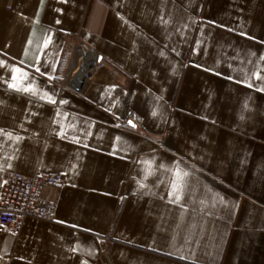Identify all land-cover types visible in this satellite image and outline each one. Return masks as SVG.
Segmentation results:
<instances>
[{
	"label": "crops",
	"instance_id": "obj_1",
	"mask_svg": "<svg viewBox=\"0 0 264 264\" xmlns=\"http://www.w3.org/2000/svg\"><path fill=\"white\" fill-rule=\"evenodd\" d=\"M37 170L0 264H264V0H0V192Z\"/></svg>",
	"mask_w": 264,
	"mask_h": 264
},
{
	"label": "built area",
	"instance_id": "obj_2",
	"mask_svg": "<svg viewBox=\"0 0 264 264\" xmlns=\"http://www.w3.org/2000/svg\"><path fill=\"white\" fill-rule=\"evenodd\" d=\"M68 47L72 60L78 49L87 50L77 38H71ZM96 66V61L85 62L81 71L79 70L80 74L88 75ZM123 125L127 124L124 122ZM62 186L61 175L51 174L45 170H37L31 177L11 172L5 173L0 192V234L17 235L25 218L51 222L56 202L48 197L47 190H58Z\"/></svg>",
	"mask_w": 264,
	"mask_h": 264
},
{
	"label": "bare ground",
	"instance_id": "obj_3",
	"mask_svg": "<svg viewBox=\"0 0 264 264\" xmlns=\"http://www.w3.org/2000/svg\"><path fill=\"white\" fill-rule=\"evenodd\" d=\"M90 52H88L86 49H78L76 54L73 57L74 66H73V71L76 73L79 71L81 68H83V64L85 62H94V59L90 57ZM86 70V68H85ZM72 71V70H71ZM81 71V70H80Z\"/></svg>",
	"mask_w": 264,
	"mask_h": 264
},
{
	"label": "snow or ice",
	"instance_id": "obj_4",
	"mask_svg": "<svg viewBox=\"0 0 264 264\" xmlns=\"http://www.w3.org/2000/svg\"><path fill=\"white\" fill-rule=\"evenodd\" d=\"M155 114V113H154Z\"/></svg>",
	"mask_w": 264,
	"mask_h": 264
}]
</instances>
